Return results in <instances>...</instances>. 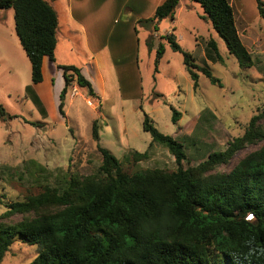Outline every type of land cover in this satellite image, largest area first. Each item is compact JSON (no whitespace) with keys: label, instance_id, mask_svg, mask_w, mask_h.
<instances>
[{"label":"trees","instance_id":"obj_1","mask_svg":"<svg viewBox=\"0 0 264 264\" xmlns=\"http://www.w3.org/2000/svg\"><path fill=\"white\" fill-rule=\"evenodd\" d=\"M200 4L206 18L225 41L240 67L253 66L244 45L231 0H192ZM180 0H164L154 15L139 24L158 25L176 19ZM264 19V1L256 0ZM0 8L14 10L15 29L30 63L32 83L43 81V58L56 62L58 16L48 0H0ZM171 48L183 54L187 72L198 89L199 72L212 84L223 86L206 66L183 50L172 31L164 37ZM208 47L221 60L216 41ZM164 47L157 52L156 66ZM65 85L60 92L59 113L65 117L68 86L75 81L96 98L92 83L74 65H58ZM36 103L41 101L36 96ZM172 121L181 113L174 107ZM47 113V112H46ZM6 115L0 104V117ZM264 110L254 115L241 137L223 151H212L198 166H183L185 145L160 132L144 113L143 128L169 149L178 165L176 171L146 169L129 174L122 162L98 144L103 160L95 175L64 177L60 185L47 182L36 195L6 205L0 214V263L17 236L37 245V256L28 264H264V144L239 160L229 171L217 170L247 145L264 141ZM93 139L100 140L93 123ZM145 158L147 152L134 151ZM41 171L44 169L38 163ZM46 170V169H44ZM42 178L48 181L52 173ZM50 211H42L43 209ZM36 214L29 216V213ZM24 214L10 224L3 219Z\"/></svg>","mask_w":264,"mask_h":264},{"label":"rangeland","instance_id":"obj_2","mask_svg":"<svg viewBox=\"0 0 264 264\" xmlns=\"http://www.w3.org/2000/svg\"><path fill=\"white\" fill-rule=\"evenodd\" d=\"M49 1L58 8V4L64 5L66 0ZM231 4L253 66L240 67L200 4L181 0L174 21L164 19L158 30L152 25L136 26L137 42L133 43V51L139 68L135 73L105 75L111 93L116 84L121 86V98L115 94L100 102L72 81L66 93L65 117L59 113L57 100L53 99L57 83L52 82L53 94L48 81L38 84L37 89L32 83L31 63L16 33L14 10L0 8V104L6 112L0 117V214L6 211L7 204L40 193L47 182L56 186L71 173L79 177L97 174L103 160L98 144L113 153L129 174L146 169L176 171L178 165L169 149L159 143L150 145L151 134L143 128L144 113L160 132L185 145V168L198 166L209 152L223 151L230 141L241 137L251 118L264 110V19L258 13L256 0H231ZM60 14L63 22L65 17ZM172 31L183 50L190 53L199 66L208 67L220 78L222 87L212 84L198 71V89H194L183 54L174 51L164 38ZM60 37V56L75 63L86 60L82 41H74L73 36H65V32ZM213 39L221 60L208 47ZM117 44L122 43L104 45L114 48ZM161 45L164 52L156 66ZM40 93H51V98L43 103ZM68 95L76 96L72 102L69 98L66 104ZM36 96L41 105L36 103ZM83 96L90 98L94 106ZM171 107L181 113L176 123L172 121ZM94 121L98 124L99 142L92 136ZM263 144L264 141L247 145L217 170H231ZM136 150L147 155L139 158L134 155ZM35 162L46 170L41 171ZM47 171L52 176L45 181L42 176ZM50 210L53 209L42 211ZM25 216L14 214L3 221L14 224ZM38 251L37 245H30L17 236L0 264H28ZM220 257H216L214 264H218Z\"/></svg>","mask_w":264,"mask_h":264},{"label":"crops","instance_id":"obj_3","mask_svg":"<svg viewBox=\"0 0 264 264\" xmlns=\"http://www.w3.org/2000/svg\"><path fill=\"white\" fill-rule=\"evenodd\" d=\"M163 1L164 0H66L64 1V5L61 3L58 4V8H55L53 3L49 1L55 9L59 21L57 47L55 50L56 62H52L48 56L43 58L42 82L46 83L48 81L52 94L54 93L52 82H55V84L57 83L56 96L54 97L52 95L53 99L57 100V105L59 106V94L65 85L63 70L58 68V65H74L79 67L81 73L94 87L97 95L94 99L103 102L115 94L121 98L123 95L121 86L116 84L114 93H111V90L109 91L107 87L105 75H125L137 71L139 68V60L133 51V43L135 41L137 42L136 36L138 31L136 30V26L139 24V20L152 17L156 8ZM179 10L180 2L177 11L179 12ZM60 13L65 17L63 22H61ZM150 26L151 25H148V27ZM63 32H65V36L68 34L72 35L74 41H82L84 43L83 53L87 57L86 60L75 63L69 61L66 56L59 55L60 36ZM115 42L122 44H117V47L114 48L110 45H104L105 43L110 44ZM72 49L74 52L75 48ZM38 84H35L36 89L39 87L37 86ZM77 88L87 92L86 88L80 86H77ZM47 95L45 93H40V98L43 103L46 99L49 100L51 98V93L48 97ZM74 97L68 95L66 104L69 98L71 99L70 102H72ZM83 98L87 103H90L91 106H94L90 98L87 96H83Z\"/></svg>","mask_w":264,"mask_h":264}]
</instances>
